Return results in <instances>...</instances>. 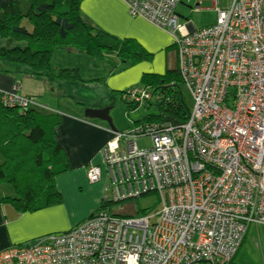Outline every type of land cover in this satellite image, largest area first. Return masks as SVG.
Instances as JSON below:
<instances>
[{"label": "built area", "instance_id": "2783aa9c", "mask_svg": "<svg viewBox=\"0 0 264 264\" xmlns=\"http://www.w3.org/2000/svg\"><path fill=\"white\" fill-rule=\"evenodd\" d=\"M130 15L168 31L194 105L180 126L141 120L113 131L100 150L103 201L158 193L161 208L140 216L109 209L61 234L10 245L0 264H230L251 225L264 224V0H232L215 24L178 23L182 0H123ZM3 93L6 105L40 104ZM143 86L126 96L153 98ZM26 97V98H25ZM40 107H44L40 104ZM150 136L152 144L140 147ZM89 164L87 179L104 176ZM151 219H153L151 221Z\"/></svg>", "mask_w": 264, "mask_h": 264}, {"label": "trees", "instance_id": "16d2710c", "mask_svg": "<svg viewBox=\"0 0 264 264\" xmlns=\"http://www.w3.org/2000/svg\"><path fill=\"white\" fill-rule=\"evenodd\" d=\"M82 1L0 0V69L74 83L86 79L77 67L54 71L50 56L55 50L90 54L96 58L114 51L116 62L122 67L107 60L112 66L111 73L154 58L136 39L119 38L86 19L81 11ZM181 82L178 61L177 67L162 74L142 75L140 86L149 88L153 97L156 96L148 103L155 102L159 111L144 120L174 126L188 120L191 108L184 98ZM130 90L121 92L128 113L139 105L126 96ZM27 97L39 102L32 96ZM40 104L6 105L0 101V188L4 186L12 191L0 194V202L13 203L21 211H36L62 202L56 177L70 166L56 139L60 114ZM93 213L96 212L91 215Z\"/></svg>", "mask_w": 264, "mask_h": 264}, {"label": "crops", "instance_id": "0c3cea01", "mask_svg": "<svg viewBox=\"0 0 264 264\" xmlns=\"http://www.w3.org/2000/svg\"><path fill=\"white\" fill-rule=\"evenodd\" d=\"M81 11L86 19L105 31L119 38L136 39L154 55L155 59L152 62H140L115 73H111L112 70L107 73V70L104 69L102 76L97 78V86L94 90L91 88L95 83L90 84L88 80L74 83L63 80L50 81L18 71L0 69V101L2 94L11 92L18 81L21 82L19 91L21 95L36 98L46 106L44 109L53 112H55L54 109L59 108L54 106L52 110L49 108L50 104H46L40 99L45 93L49 92L53 99L73 93L77 95H75L77 97L75 105H77H73L75 110L73 113L66 109L58 112L61 113V122L56 128V139L62 145L66 161L70 165L67 171L56 177V185L62 197L64 195L61 189L62 181L68 180L75 187L78 184L86 185L88 180L86 176L87 166L90 163L102 164L100 150L106 141L113 136V131H116L110 129L107 124L99 122V120L91 119L90 121V118L85 115V108L88 106L102 107L106 105V101L113 91L124 92L140 86L144 73L162 74L167 69L177 67V52L172 35L144 18L130 15L123 0H83ZM105 66L108 68L109 63L106 62ZM56 69L59 68L56 67ZM86 90L92 93H88V96L86 94L80 96L78 93L86 92ZM82 103L86 105L83 108L79 107V104L82 105ZM134 122L138 123L137 121ZM129 128L131 127L125 129ZM86 193H91L94 199H97L96 202L101 199L97 190ZM73 205V202H70L69 199L65 200L63 197L62 202H54L45 208L36 211H21L13 203L0 202V251L10 245L27 244L39 237L70 230L75 223L86 218L84 215V218L74 220L73 214L69 211V207L71 206L72 209ZM82 205L84 206V203ZM261 225L249 227L237 255L230 264H264V237L259 232L251 236L250 248L248 250L243 248V245L247 243L248 232L251 227H253V231H258L257 229Z\"/></svg>", "mask_w": 264, "mask_h": 264}, {"label": "rangeland", "instance_id": "374dc122", "mask_svg": "<svg viewBox=\"0 0 264 264\" xmlns=\"http://www.w3.org/2000/svg\"><path fill=\"white\" fill-rule=\"evenodd\" d=\"M196 2L197 0H182V2L178 5L176 9L177 13L179 14L178 23L180 25H185L186 23L191 21L193 23L194 28L196 29H200V28L215 24L217 21L218 12H217V9L214 7L213 3L210 1H202L201 9L196 10ZM231 3H232V0H219L218 6L224 9V8L229 7ZM116 56L117 55L114 51L106 52L103 58H96V57L91 56L90 54L69 52L64 49H58V50H55L51 54L50 64L54 71H57L56 67L58 68L75 67V66L79 67L82 77L88 80L90 84L95 83L94 85H92L93 87L91 88V90H94V88L97 86L96 84V81H98L97 78L102 76L104 69L107 70V73H109V71H111L112 69V66L110 64L108 68L107 66H105V63L108 62L107 60L109 61L112 60L113 63H115L117 66L122 67L120 62L119 63L116 62L118 61ZM154 59L155 58H153L149 62H152ZM181 87L184 93V98L186 102L188 103L189 107L192 109L194 105L192 94L184 82H181ZM78 93H80V96L83 94H86V96H88L92 92L86 90V92L81 91ZM112 94H114L115 97L108 98L106 101L107 102L106 106H111L110 116L113 120V124L116 127L117 131H122L121 129H125L127 127L133 128L136 124V122L134 121H141V120H144V118H146L147 115L149 114L159 113L155 102H152V104H149L148 101L143 102L142 104H139L138 106H134L133 108H131V110L128 113L127 103L122 99V93L114 91L112 92ZM75 95L76 93H73L72 95L60 97L58 99H53L50 96L49 92H47L43 95V98H40V99L44 103L50 104L49 108L51 109L54 106L55 108H59L57 110L54 109L57 112H60V110L62 109L63 110L66 109L67 111L73 113L75 111L73 105H75V103L77 102V97H76L77 95L76 96ZM155 97L156 96H154L151 100L154 101ZM22 106H25V105H22ZM43 106L46 107L45 105ZM84 106H86L84 103H82V105L79 104V107L83 108ZM91 119L98 121V119L96 118H90V121ZM99 122L107 124L106 122H103L100 120ZM96 126H98V124H96ZM151 144H152V139L150 136L141 137L139 139L140 147H149L151 146ZM100 157H102L101 153H100ZM102 165L104 167L103 159H102ZM106 178L107 176H106L105 167H104L103 179L98 182H94L91 184V182L87 180L85 186H81L78 184L76 187L68 180L61 182L62 184L61 189L63 190V193H64L63 197L65 198V200L69 199L70 202L74 203L72 209H71V206L69 207L70 209L69 211L70 213L73 214L74 220L80 219L84 215H86V218H87L91 214V212H98L101 209H109L112 212H117L120 214L135 213L136 216H140L144 213H154L161 208V202H160L159 195L158 193H155V192L143 195L141 197L129 198V199H125L122 201H112L110 203L105 204L102 199L103 195L107 193L106 196H109V197L112 196L111 191L106 192L104 189V186L107 182ZM94 190H97V193L100 194L99 198L101 199H99L98 202H96L97 199H94V196H92L91 193H86L88 191H94ZM5 192L12 193V191L7 190L6 187L4 186L1 187L0 194L5 193ZM82 203H84V206L82 205ZM152 220L153 219H151V221ZM77 224L78 223H75L73 226H76ZM257 230L258 231L256 230L253 231V227H251V230L248 232L249 241L247 240V243L243 245L244 249L248 250L250 248L251 236L253 234H256L257 232H259V234L262 237H264V224L258 227ZM57 234H61V232H58ZM201 264H210V263L202 262Z\"/></svg>", "mask_w": 264, "mask_h": 264}, {"label": "water", "instance_id": "95a60500", "mask_svg": "<svg viewBox=\"0 0 264 264\" xmlns=\"http://www.w3.org/2000/svg\"><path fill=\"white\" fill-rule=\"evenodd\" d=\"M106 105L102 107L88 106L85 108V115L88 118H96L100 121L106 122L111 129L117 130L110 116L111 106H106Z\"/></svg>", "mask_w": 264, "mask_h": 264}, {"label": "bare ground", "instance_id": "6f19581e", "mask_svg": "<svg viewBox=\"0 0 264 264\" xmlns=\"http://www.w3.org/2000/svg\"><path fill=\"white\" fill-rule=\"evenodd\" d=\"M174 47H176L175 44H174ZM19 82H20V81H19ZM20 83H21V82H20Z\"/></svg>", "mask_w": 264, "mask_h": 264}]
</instances>
